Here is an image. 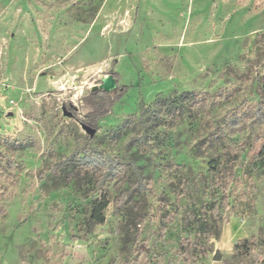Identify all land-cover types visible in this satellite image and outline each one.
<instances>
[{
	"label": "rangeland",
	"instance_id": "374dc122",
	"mask_svg": "<svg viewBox=\"0 0 264 264\" xmlns=\"http://www.w3.org/2000/svg\"><path fill=\"white\" fill-rule=\"evenodd\" d=\"M263 145L264 0H0V264H264Z\"/></svg>",
	"mask_w": 264,
	"mask_h": 264
},
{
	"label": "trees",
	"instance_id": "16d2710c",
	"mask_svg": "<svg viewBox=\"0 0 264 264\" xmlns=\"http://www.w3.org/2000/svg\"><path fill=\"white\" fill-rule=\"evenodd\" d=\"M125 87L121 88L124 90ZM192 96L191 93L185 94V97ZM88 104L91 107L90 112L87 114V117L90 120V123L94 126L97 125V121L100 117L104 116L109 110V103H113L111 94L107 91L97 89L91 91V93L86 97ZM93 158L89 161H84L82 163L88 170L92 167H98L99 163L103 166H106L105 178L112 179L114 178L120 171V165L113 159H101ZM256 163L257 168L264 172V145L261 147L260 151L256 154ZM217 160H213L215 163ZM108 206V198L105 194H101L99 197L95 198L92 201V209L90 213V221L93 222L95 225H102L106 221V217L104 214L105 209ZM243 247L248 251L249 245L248 240H244ZM240 245L236 244V250L239 249Z\"/></svg>",
	"mask_w": 264,
	"mask_h": 264
},
{
	"label": "water",
	"instance_id": "95a60500",
	"mask_svg": "<svg viewBox=\"0 0 264 264\" xmlns=\"http://www.w3.org/2000/svg\"><path fill=\"white\" fill-rule=\"evenodd\" d=\"M118 86L116 78L114 77L113 74H108L104 77H102L101 79V83L98 85H94L92 87V91L97 90V89H101L107 92H110L114 89H116ZM64 114L68 115V116H72V113L67 111V109L64 107L63 108ZM82 128L88 133L90 134V136H94V134L96 133V128L92 127L89 124L86 123H81Z\"/></svg>",
	"mask_w": 264,
	"mask_h": 264
}]
</instances>
